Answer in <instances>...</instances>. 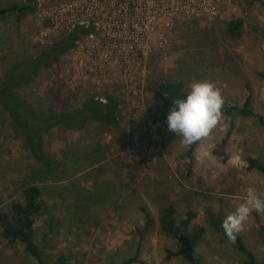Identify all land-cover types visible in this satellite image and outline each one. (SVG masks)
<instances>
[{
    "label": "rangeland",
    "instance_id": "1",
    "mask_svg": "<svg viewBox=\"0 0 264 264\" xmlns=\"http://www.w3.org/2000/svg\"><path fill=\"white\" fill-rule=\"evenodd\" d=\"M64 1L76 0H0V11H5L0 13V91L24 64L69 34L51 25L54 7ZM236 20L243 21L242 34L232 39L227 24ZM156 31L144 87L136 89L143 91L144 111L155 109L153 91L161 83L180 81L189 92L191 83L207 80L228 104L240 105L250 96L253 111L264 118V0H232L220 18H175L158 22ZM97 49V41L83 34L74 48L50 55L34 78V69H25L26 83L15 93L38 115L112 99L118 127L48 130L42 136L41 160L47 163L45 171L54 173H42L41 161L0 103V210L19 201L40 172L47 183L42 198L47 210L35 216V226L46 264L59 256L66 257L65 264H122L135 256L140 264H188L181 256L168 258L167 252L180 250V245L159 232L158 211L166 205L176 209V224L188 209L196 214L187 235H192L202 264H243L234 244L221 237L219 225L243 201L249 186L264 194V175L247 171L246 163L247 158L264 160V126L256 119L222 117L200 141L188 173L189 146L167 124L158 129L148 124L140 100L122 84L123 73H92L94 85L85 79L88 59ZM71 146L92 154L87 161L71 158ZM99 170L104 172L96 175ZM109 195L116 203H110ZM142 209L149 213L151 227ZM237 235L264 264V214L253 211ZM21 250L0 240V264H15L24 257ZM25 259V264H37Z\"/></svg>",
    "mask_w": 264,
    "mask_h": 264
},
{
    "label": "trees",
    "instance_id": "2",
    "mask_svg": "<svg viewBox=\"0 0 264 264\" xmlns=\"http://www.w3.org/2000/svg\"><path fill=\"white\" fill-rule=\"evenodd\" d=\"M19 9L24 10L23 7H19ZM242 29L243 21H230L227 24L226 33L232 39H237L241 36ZM85 33L86 32H84L82 28H77L70 32L63 40L49 48L48 52H44L39 57L32 59L26 66L24 64L15 77L11 78L8 83L1 87V106L6 114L11 117L15 128L23 133L28 149L41 161L42 167H44V171H40L42 173H54L53 170L49 171L47 169L48 171H45L47 163H45L44 160H41L42 153L40 150L42 136L48 133V130L59 126L66 130L80 132L95 126H100L102 128H116L119 125V121L117 120L118 115H116V104L112 99H108L107 103L88 100L76 110L38 115L35 111L29 109L26 102L20 99L19 95L15 93L19 84L26 83L25 81L26 76L28 75V70L25 71V69H28V67L30 69L33 68L34 71L30 76L34 78L41 65H47L46 61L49 59L50 55L57 56L60 53H65L74 48L76 40ZM187 94L188 92H186L184 84L180 81L159 84L156 89H154L152 96V101L156 104L155 109L158 111H155L154 109L149 112L153 126L158 129V126L161 124H167V115L172 101L178 98H186ZM222 113V117L229 119H256L262 126H264V118L256 115L252 109L250 96H248L240 105L228 104L225 102L222 108ZM45 126L47 129L46 131H43ZM232 130L233 127L230 128L229 134H231ZM224 143L225 142L223 141V145ZM199 144L200 142L190 145L185 153V158L189 163L187 170L188 173L191 172L194 163L193 154ZM78 147L79 150H76L74 146L70 147V152L68 153L69 157H78V159H81L82 161H87V158H90V155L88 154L91 152L87 150L88 148L85 151L82 146ZM217 154L222 155L220 152H217ZM246 163L248 164L247 171L257 172L264 175V160L247 158ZM60 166L63 168L62 165ZM40 172L36 173L31 184L22 191L21 199L19 201L13 202L7 210H0V240L10 247L17 245L22 247L21 254L24 257L15 260V264H25V257L35 260L37 264H46L42 249L37 243L38 233L35 226V216L42 211L44 212L46 209L42 198L43 193L46 191L45 186L47 183L41 180ZM101 172L102 171L99 170V173ZM96 173H98V171H96ZM109 197L108 200H111L110 203H116L113 197L110 195ZM121 198L122 196L118 199L121 200ZM118 199L116 200L119 201ZM51 209H54V207ZM142 212L145 215L147 226L151 227L152 219L149 213L144 209H142ZM176 214V209L171 205H166L158 211V226L160 234L171 237L180 245V250L176 252H167L168 258L171 259L173 257L176 258L181 256L188 264H202L201 260L196 257L195 246L191 240L192 235L191 237L187 235L192 222L196 219V214L191 209H188L185 217L181 219L179 224L175 223ZM219 227L220 235L223 240L233 243L237 252L244 257L243 264H259L255 254L244 244L243 239L239 235H236L235 242H232L225 235L222 223H220ZM65 260V256H59L57 261L51 264H65ZM140 263L138 256H135L127 259L122 264Z\"/></svg>",
    "mask_w": 264,
    "mask_h": 264
},
{
    "label": "built area",
    "instance_id": "3",
    "mask_svg": "<svg viewBox=\"0 0 264 264\" xmlns=\"http://www.w3.org/2000/svg\"><path fill=\"white\" fill-rule=\"evenodd\" d=\"M232 0H76L57 4L51 17L56 29L69 33L82 28L97 50L91 56L87 77L96 84L92 73H106L107 69L124 74L123 85L140 100L141 112L152 124L149 111H144L142 92L146 64L156 51L158 22L192 18L211 20L220 18ZM108 57L110 60H107ZM132 87V90H131ZM152 128L153 125H152Z\"/></svg>",
    "mask_w": 264,
    "mask_h": 264
},
{
    "label": "clouds",
    "instance_id": "4",
    "mask_svg": "<svg viewBox=\"0 0 264 264\" xmlns=\"http://www.w3.org/2000/svg\"><path fill=\"white\" fill-rule=\"evenodd\" d=\"M225 100L221 91L210 81L191 83L183 99H174L167 115V130L182 138L185 146L200 142L210 136L220 123ZM243 201L222 221L227 238L235 242L251 213L264 214V194L249 186Z\"/></svg>",
    "mask_w": 264,
    "mask_h": 264
},
{
    "label": "crops",
    "instance_id": "5",
    "mask_svg": "<svg viewBox=\"0 0 264 264\" xmlns=\"http://www.w3.org/2000/svg\"><path fill=\"white\" fill-rule=\"evenodd\" d=\"M81 132H82V131H81ZM71 158H73V157H71ZM76 161H77V160H76ZM106 171H107V170H106ZM102 172H104V171H102ZM102 172H101V173H102ZM91 173H93V171H91ZM87 174H90V173H87ZM95 174L98 175L99 172H98V173H95ZM95 174H94V175H95ZM98 181H100V180H98Z\"/></svg>",
    "mask_w": 264,
    "mask_h": 264
},
{
    "label": "water",
    "instance_id": "6",
    "mask_svg": "<svg viewBox=\"0 0 264 264\" xmlns=\"http://www.w3.org/2000/svg\"><path fill=\"white\" fill-rule=\"evenodd\" d=\"M0 13H5V11H2V12L0 11Z\"/></svg>",
    "mask_w": 264,
    "mask_h": 264
}]
</instances>
